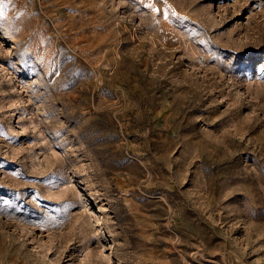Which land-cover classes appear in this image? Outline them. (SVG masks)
Masks as SVG:
<instances>
[{"label":"rangeland","instance_id":"obj_1","mask_svg":"<svg viewBox=\"0 0 264 264\" xmlns=\"http://www.w3.org/2000/svg\"><path fill=\"white\" fill-rule=\"evenodd\" d=\"M0 264H264V0H0Z\"/></svg>","mask_w":264,"mask_h":264}]
</instances>
